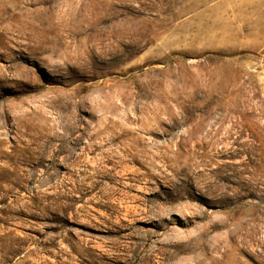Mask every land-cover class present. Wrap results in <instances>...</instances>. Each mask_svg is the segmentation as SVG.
Masks as SVG:
<instances>
[{
	"label": "rangeland",
	"instance_id": "rangeland-1",
	"mask_svg": "<svg viewBox=\"0 0 264 264\" xmlns=\"http://www.w3.org/2000/svg\"><path fill=\"white\" fill-rule=\"evenodd\" d=\"M0 9V264H264V0Z\"/></svg>",
	"mask_w": 264,
	"mask_h": 264
},
{
	"label": "bare ground",
	"instance_id": "bare-ground-1",
	"mask_svg": "<svg viewBox=\"0 0 264 264\" xmlns=\"http://www.w3.org/2000/svg\"><path fill=\"white\" fill-rule=\"evenodd\" d=\"M2 10V9H0ZM3 12V10H2ZM2 18V14H0V19ZM12 33L14 32V30H10ZM33 32L32 30H18V34L19 36H23L26 35L27 32ZM30 40L34 39V36L29 35L28 37ZM130 57V54H123L120 55L119 57H117V63H124L128 58ZM23 83L28 85V84H35V86L33 87L34 89L38 86L36 85V79L32 76H30L28 73H26V76L23 78ZM46 97V96H45ZM64 98L56 95V96H52V97H47L46 101H41L39 102L38 106L35 107L34 110H32V112L28 115V119H26L27 121V127L29 129H34L39 133V136L46 139L45 141V145L50 144L51 141H54L55 139L58 138V140L60 141L61 144H63L64 142H66L67 138L72 135L74 128V123H75V118L72 117L70 121H68L67 124H58L56 123V126L53 124H49L48 119L44 118V114L45 112V108H58L61 107L62 105H65V103L63 102ZM25 118V117H24ZM23 118V119H24ZM34 120L37 122L35 123ZM72 121V122H71ZM24 123V122H23ZM26 127V128H27ZM56 129V131L59 129L62 133H54L53 130ZM109 128H99L98 131L96 130L93 134V138H100L101 135L107 134L109 135L110 133H108ZM110 136V135H109ZM109 142H111L113 140V137H109ZM107 140V141H108ZM87 152H91L93 153V151L91 150H87ZM61 150H57V153H60ZM85 152V151H84ZM82 152L81 155H85V153ZM89 154V153H88Z\"/></svg>",
	"mask_w": 264,
	"mask_h": 264
}]
</instances>
